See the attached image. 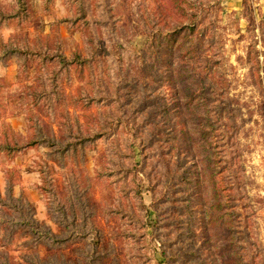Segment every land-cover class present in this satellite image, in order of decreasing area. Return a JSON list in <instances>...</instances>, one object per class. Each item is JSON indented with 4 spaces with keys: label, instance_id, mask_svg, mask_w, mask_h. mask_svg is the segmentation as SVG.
I'll list each match as a JSON object with an SVG mask.
<instances>
[{
    "label": "trees",
    "instance_id": "obj_1",
    "mask_svg": "<svg viewBox=\"0 0 264 264\" xmlns=\"http://www.w3.org/2000/svg\"><path fill=\"white\" fill-rule=\"evenodd\" d=\"M3 1L0 2V30L12 27L15 33L7 41L0 34V61L16 57L20 61V74H26L34 66L38 78L35 84L24 85L16 91L23 97L26 136L19 138L11 129L4 128L0 133V155L12 161L28 149L49 148L47 157L38 163L41 182L33 187L61 230L53 232L35 219L33 203L14 194L19 180L17 169L6 167L4 195L0 193V236L4 233L10 240L15 231L21 230L30 236L26 239L29 246L49 251L64 249L73 239L85 238L90 245L84 250L85 263L100 264L107 253L97 252L100 237L95 230L86 227L90 213L73 168L69 167L64 175L67 181L69 172L71 182L66 203L54 187L48 161L64 167L66 159L82 160L86 149H94L98 140H104L108 147L103 155V168L96 173V178L107 180L118 193L103 204L102 214L106 219L114 216L120 220L114 235L124 245L127 264H151V240L142 214L143 211L147 214V208L137 175L145 160L143 147L127 129V101L122 98L119 84L105 81L99 72L103 62L112 57L118 61L121 53L107 49L96 30L89 28L93 24L100 29L109 23L108 19L88 15L90 9L98 10L99 4L106 6L107 0H64L71 15L52 24L55 29L65 23L81 31L86 45L84 53L71 51L69 55L63 50L58 32L52 36L37 35L30 41L21 31L34 20L36 0ZM53 2L40 0L41 10L49 14ZM242 2L251 26L252 9L247 5L248 0ZM220 8L221 0L189 3L187 0H158L156 11L148 13L142 24L146 40L141 54L146 57L143 63L152 75L159 76L162 67L167 69L165 78L172 79L170 102L162 105L161 111L168 118L170 110L176 113L177 120L169 125L171 130L179 127L181 140L177 148L183 146L189 159H197L193 163L195 168H184L178 178L186 193L182 206L185 226L181 236L198 241L199 247L206 248L210 264H263L255 240L253 209L244 199L235 181L236 175H230L239 154L235 147V126L230 120L228 84L220 67V46L214 30V13ZM247 59L256 84L262 87L260 63L253 43ZM72 76L84 84H78L73 94L67 95L61 79L70 82ZM41 114L57 127V133L45 130ZM170 132L173 137L177 136L176 132ZM75 209L79 224L75 222ZM89 233L92 235L88 238ZM0 264L13 263L3 253ZM14 264L74 263L58 260L50 254L42 258L36 251L22 255L21 261ZM198 264H204V260Z\"/></svg>",
    "mask_w": 264,
    "mask_h": 264
},
{
    "label": "rangeland",
    "instance_id": "obj_2",
    "mask_svg": "<svg viewBox=\"0 0 264 264\" xmlns=\"http://www.w3.org/2000/svg\"><path fill=\"white\" fill-rule=\"evenodd\" d=\"M192 0H187L191 2ZM214 2L215 0H204ZM3 2V0H0ZM254 21L249 26L245 17L246 9L242 0H221V8L214 13V30L218 36L221 55L220 67L228 84V100L230 103V120L235 126L236 149L239 161L230 175H236L244 199L253 209L255 218V240L260 247L264 264V0H248ZM158 0H107V5L99 4L98 10L90 9L88 15L99 19H108L109 23L101 28H95L107 49H117L121 58L114 57L103 62L100 74L105 81L119 84L120 93L126 100L125 112L129 124V133H133L143 147L144 161L137 173L140 193L147 214L143 218L147 223V232L151 240V264H210L206 248L199 247V242L181 236L185 226V215L182 206L185 192L179 184V175L184 168H195V157L189 159L184 154V147L177 148L181 140L175 126L171 130L169 123L177 120L176 113L170 110V118L161 111V106L170 102L172 79L165 78L167 69L162 67L159 76L152 75L144 66L146 59L141 54V46L146 40L143 21L148 13L156 11ZM71 15L64 0H54L51 12L45 14L41 10L40 0H36L34 20L21 31L27 34L30 41L37 35H54L58 32L64 52L86 51L84 34L73 30L65 23L58 24L57 29L52 22ZM52 24V25H51ZM252 30H250V28ZM15 33L10 28H2L0 34L7 41ZM254 44L260 63L259 74L263 86H258L253 77L247 59L250 44ZM19 59L10 57L0 61L1 92L0 133L4 128L11 129L19 138L26 136L24 121L23 97L16 91L28 84H35L38 71L31 66L26 74L19 73ZM72 73V71H71ZM67 95H72L75 87L84 82H78L72 76L70 82L61 79ZM158 101V103H156ZM156 103V104H155ZM73 108H70L72 111ZM80 116V112L77 111ZM44 127L47 132L52 129L57 133V127L42 114ZM176 132L173 137L172 132ZM108 145L104 140H98L94 149H86L82 160L66 159L65 166L60 167L49 160L54 187L66 203L67 194L71 191V182L65 176L69 167L73 168L78 187L83 191V200L90 213L87 229H93L100 237L97 252L104 251L107 256L100 264H127L123 254V243L115 238V229L120 226V220L111 216L105 218L102 206L109 203L111 197L118 193L105 179H97L96 173L103 168V155ZM140 149V147H139ZM47 147L39 146L28 149L21 156L8 161L0 155V193L4 195V169H17L18 181L14 186V194L28 200L34 205V217L39 222L49 226L56 233L59 226L47 213L40 193L33 187L40 183L38 163L46 158ZM137 152V149H136ZM140 160V157L137 156ZM228 178V176H227ZM67 182V183H66ZM71 209L68 207V212ZM77 221V209H75ZM141 214V215H142ZM140 215V216H141ZM94 233V232H93ZM91 233L87 237H91ZM30 236L21 230L13 233L7 240L4 233L0 236V255L7 254L13 264L21 261L22 255L38 252L40 257L53 255L58 260L65 259L74 264H86L84 250L90 247L85 238L73 239L64 249L49 251L43 247L35 249L27 243ZM212 261V260H211Z\"/></svg>",
    "mask_w": 264,
    "mask_h": 264
}]
</instances>
